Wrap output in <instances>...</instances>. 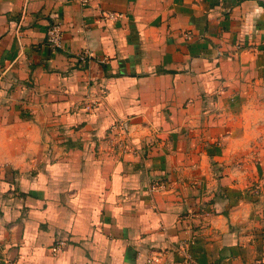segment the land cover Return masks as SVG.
<instances>
[{
  "label": "crops",
  "instance_id": "1",
  "mask_svg": "<svg viewBox=\"0 0 264 264\" xmlns=\"http://www.w3.org/2000/svg\"><path fill=\"white\" fill-rule=\"evenodd\" d=\"M260 260L264 0H0V264Z\"/></svg>",
  "mask_w": 264,
  "mask_h": 264
},
{
  "label": "built area",
  "instance_id": "2",
  "mask_svg": "<svg viewBox=\"0 0 264 264\" xmlns=\"http://www.w3.org/2000/svg\"><path fill=\"white\" fill-rule=\"evenodd\" d=\"M78 1L80 2L81 5H86L89 3L90 0H78ZM106 16L110 17V18H114V17H116V14L115 13H107ZM62 39H63V35H62L61 23L56 19H52L49 22L47 29H46L45 42L50 47L55 48V47H58L62 44ZM89 56H90V52L86 50V51L79 54L78 59H80L81 61H86ZM117 126L120 128V130L123 134L126 133L125 125L122 122H119L117 124ZM123 139L126 140V138H124V137H123ZM161 186H162V182H158V180L152 181L150 183L149 190L152 191L154 189L160 188ZM65 244H66L65 239L58 238L51 244L50 250L52 253H57L58 251H60L64 247ZM211 264H214V263H211ZM253 264H264V261L263 260L256 261Z\"/></svg>",
  "mask_w": 264,
  "mask_h": 264
},
{
  "label": "rangeland",
  "instance_id": "3",
  "mask_svg": "<svg viewBox=\"0 0 264 264\" xmlns=\"http://www.w3.org/2000/svg\"><path fill=\"white\" fill-rule=\"evenodd\" d=\"M119 132H120V134H121L119 140H121V138L124 137V135H125L124 138H127V137H126V133L128 132L127 130H126V133H125V134H123V133L120 131V129H119ZM115 134L119 136L118 132H116ZM127 135H128V134H127ZM114 136H115V135H114Z\"/></svg>",
  "mask_w": 264,
  "mask_h": 264
}]
</instances>
